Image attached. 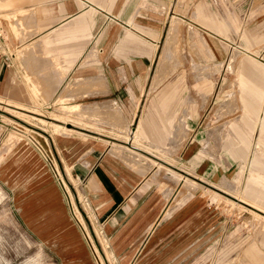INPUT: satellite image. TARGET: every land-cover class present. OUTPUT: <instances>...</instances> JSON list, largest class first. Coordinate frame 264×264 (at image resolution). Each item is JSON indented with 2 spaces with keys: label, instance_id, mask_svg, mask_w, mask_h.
Wrapping results in <instances>:
<instances>
[{
  "label": "crops",
  "instance_id": "obj_1",
  "mask_svg": "<svg viewBox=\"0 0 264 264\" xmlns=\"http://www.w3.org/2000/svg\"><path fill=\"white\" fill-rule=\"evenodd\" d=\"M226 3L227 7L221 0L215 4L212 0H199L193 8L181 7V10H193L192 14L197 20L219 33L229 27H238L237 22L230 14L210 16L204 10H233L234 14L244 16L249 29L264 32V0H227ZM174 4L175 0H0V94L8 89L12 64L17 62L36 61L42 64L40 75L34 78L29 76L35 94H59L67 74L73 73L72 78L76 79L65 86L56 101L59 97L68 98L75 88L73 97L82 96L84 101L73 102L74 106L89 108L90 111L104 106L106 112L121 117L127 126L134 123L132 133L137 131L141 141H147H142L145 144L172 151L184 140L181 163L189 165L203 176L211 177V170L218 171V165L196 156L192 144L193 133L197 128L193 115L199 105L190 102L191 94L183 96V89L175 81H169L164 87H156L166 77L167 64L171 71L175 60L172 61L170 55V58L163 59L149 86H142L152 63H156L159 56L155 55V45L162 33L161 10H175ZM180 19V16L172 15L170 21ZM172 30L168 32L169 39ZM189 30L194 35L195 31L192 28ZM242 33L250 43L260 39L256 32L243 30ZM198 39L202 45L206 43L203 36ZM62 40L83 49L76 60L72 54H65L64 58L58 56L55 60L53 56L43 53V47L48 46V51L62 47ZM209 44L210 47H206L209 54L213 52L216 60H224L227 56L225 46L221 42ZM34 46L36 50H33ZM16 49L20 50V55H16ZM235 53L233 51L231 59ZM256 56L246 53L241 59L236 83L240 91L242 113L225 124L224 146L234 157L243 159H247L251 144H254L257 152L264 154V61ZM200 77L198 91L204 101L213 85L207 83L203 74ZM150 94L154 95L150 109L154 113L141 114L145 109L143 104L146 95ZM159 96L164 97L157 108L159 115L165 119L172 133L164 135L163 142L168 143L165 146L150 138L144 123L138 125L140 120H158L154 104L159 101ZM179 100L182 101L180 105L177 104ZM100 101H110L112 104ZM228 103H232L231 110L235 109V101H231V97L224 100V104ZM109 125L124 129L111 122ZM256 128L258 136L253 140ZM186 131H189L188 134ZM52 146L62 158L71 159V168L80 179V188L92 208L94 221L111 240L114 253L131 255L128 264L133 260L135 264H145L144 255H153L150 264H178L174 259L182 253L186 256L192 250L194 237L199 239L202 232L193 229L191 215H160L168 206L167 194L170 189L165 180H158L154 176L155 167L152 164L148 162L147 167L145 160L138 159L139 165H135L129 162V158L133 157L130 152L112 149L111 144L105 147L93 146L91 143L85 145L81 140L68 137L63 140L53 138ZM207 148L211 149V145L208 144ZM9 152H12L11 149ZM11 157H16V154ZM80 158L86 160L80 161ZM5 159L4 156L0 157V166ZM255 159L256 162L249 166L250 173L242 197L262 206L259 201L264 200L263 191L251 179H254L252 172L264 178V159L257 155ZM6 169V166L2 167V171ZM243 172L244 169L241 177ZM222 182L234 186V182L226 177H223ZM23 200L25 212L32 210L33 217L41 216L44 220L42 234L45 237L54 235L55 245L46 241L60 257L61 264L62 255L67 264H96L91 254L93 251L72 222L66 199L55 184L45 183ZM44 208L58 209L60 215L50 210L39 211ZM27 223L43 238L37 228ZM148 242L149 248L140 256V251ZM251 250L264 256L263 252L256 249L255 243L246 248V251ZM137 254L139 258H135Z\"/></svg>",
  "mask_w": 264,
  "mask_h": 264
},
{
  "label": "rangeland",
  "instance_id": "obj_2",
  "mask_svg": "<svg viewBox=\"0 0 264 264\" xmlns=\"http://www.w3.org/2000/svg\"><path fill=\"white\" fill-rule=\"evenodd\" d=\"M197 1L199 0H175V10H161L162 33L155 45L157 47L155 55L159 56L156 63H152L148 78L142 86L144 88L149 86L163 59L170 58V55V59L175 60L171 71L168 70L167 64L166 77L156 87H164L169 81H175L183 89V96L191 94L190 102L199 105L193 115L197 122L192 138L195 154L199 158H204L205 162L217 164L218 171L210 169L211 177H206L189 165L181 163L184 140L177 148L171 149L172 151L161 150L143 143L142 141L146 143L147 141L144 139L141 141L139 135L135 136L132 131L111 127L109 122H113L112 117L115 115L106 112L104 106H98L92 111L79 105L74 106L73 102L84 101L82 96L64 99L59 97L56 101L65 86L76 79L72 78L73 73L67 74L59 94H35L29 76L34 78L40 75L42 64L36 61L12 64L8 89L4 94H0L3 97L0 98V157L6 158L0 166V264H61L60 257L46 241L55 245L54 235L45 237L41 232L44 220L41 216L33 217L32 210L25 212L22 203L25 197L42 188L45 183L55 184L61 191L66 199L70 218L93 251L91 254L96 264H128L131 260V255L114 253L111 240L94 221L89 201L81 191L80 179L71 168V159L62 158L53 148V138L63 140L68 137L81 140L85 145L91 143L93 146L105 147L111 144L112 149L130 152L133 157L129 158V162L139 165V160L143 159L147 167L149 164L155 167L154 176L158 180H165L170 189L169 195L167 194L168 206L160 215L169 213L173 216L191 215L193 229L202 232L198 236L199 239L194 237L192 250L186 256L182 253L183 255L174 259L178 264H264V256L258 255L255 250H251L254 253L246 251L247 247L255 243L256 249L264 253L262 240L264 200L259 201L262 203L260 206L242 197L250 173V164L256 162L255 155L264 159V154L257 152L254 144H251L247 159H243L234 157L224 146L227 129L225 124L242 113L240 91L236 83L237 72L242 65L241 59L249 53L257 55L256 57L264 61V32L249 29L244 16L234 14L233 10H204L210 16L230 14L237 22L238 27H229L225 32L219 33L197 20L192 14L193 10H181V7L193 8ZM212 1L214 4L217 3V0ZM226 1L221 0L225 7L228 6ZM171 6L172 3L170 8ZM172 15L180 16L181 19L172 30L169 39L167 35ZM190 28L195 31L194 35L191 34ZM243 30L258 33L260 39L252 40L250 43L243 35ZM199 36L205 38L204 45L200 43ZM63 42L64 45L59 49L52 48L48 51V46L43 47V53L46 56H53L55 60L58 56L64 58L65 54L66 56L72 54L76 60L83 49L75 47L69 41ZM210 42L214 44L221 42L225 46L227 56L224 60H216L213 52L212 55L209 54L206 47H210ZM36 49L34 46L33 50ZM233 51L236 53L231 59ZM20 54V50H17L16 55ZM73 64L74 62L70 63V68ZM202 74L206 77L207 83L213 85L204 101L201 92L198 91L200 84L198 77ZM227 97L235 101V109H230L232 103L224 104ZM162 98L164 97L159 96V101L154 104L158 120L144 119L140 120L138 125L140 122L144 123L150 138L165 146L168 143L163 142L164 135L172 133L157 109ZM153 99L154 95H146L143 104L145 109L141 114L153 115L154 112L150 110L154 103ZM181 102L179 100L177 104L180 105ZM167 118L169 120V117ZM134 125L133 123L128 127L133 130ZM188 132L186 131V134ZM257 136L258 128L254 131L253 140H256ZM208 144L211 145V149L207 148ZM262 144L264 145V142ZM10 149L12 152H9ZM12 154H16V157H11ZM5 166L6 171H2V167ZM242 169L244 172L241 177ZM252 175L254 179L251 181L260 187L264 194V178L253 172ZM223 177L231 179L237 187L227 182L223 183ZM47 210L60 215L58 209L44 208L39 211ZM24 218L39 230L43 238ZM154 224L155 222L153 226ZM149 246V242L146 243L139 255L141 256ZM139 255L137 254L135 258H139ZM148 256L144 255L145 264H150L153 260V255ZM62 258V264H67L63 255ZM131 264H135L134 260Z\"/></svg>",
  "mask_w": 264,
  "mask_h": 264
},
{
  "label": "bare ground",
  "instance_id": "obj_3",
  "mask_svg": "<svg viewBox=\"0 0 264 264\" xmlns=\"http://www.w3.org/2000/svg\"><path fill=\"white\" fill-rule=\"evenodd\" d=\"M178 22L179 21H172L171 22V26H170V29H175L176 27H177V24H178ZM72 87V86H71ZM70 87V88H71ZM70 92H71V90H70ZM69 96H71L70 98H73V93L71 92V94L69 95ZM69 96H68V98H69ZM64 98V97H63ZM112 107V106H111ZM80 109V108H79ZM113 111H115V110H113ZM119 112V111H118ZM119 116H121V115H119ZM112 119H113V122L116 124V125H118V126H121V127H123L124 129H126V130H129V132L130 131H132L125 123H123V121H122V119H121V117H118V116H113L112 117ZM109 121H110V119H109ZM112 121V120H111ZM112 122V123H113ZM113 126V125H112ZM127 127V128H126ZM133 132V131H132ZM135 136H137V131H135ZM135 147V146H134ZM128 149H131V150H133V152L135 151L134 149H132V148H130V147H128ZM130 150V151H131ZM174 150V149H173ZM136 153V152H135ZM152 154H154V153H152ZM149 159H151V158H149ZM168 162V161H167ZM159 165V164H158ZM186 180V179H185ZM203 184V183H202ZM229 194V193H228ZM231 195V194H230ZM232 196V195H231ZM234 197V196H233ZM236 198V197H235Z\"/></svg>",
  "mask_w": 264,
  "mask_h": 264
}]
</instances>
